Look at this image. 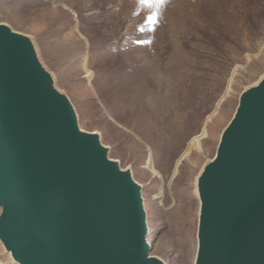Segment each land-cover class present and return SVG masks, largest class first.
Returning <instances> with one entry per match:
<instances>
[{
	"label": "rangeland",
	"instance_id": "obj_1",
	"mask_svg": "<svg viewBox=\"0 0 264 264\" xmlns=\"http://www.w3.org/2000/svg\"><path fill=\"white\" fill-rule=\"evenodd\" d=\"M0 22L33 37L80 126L132 168L150 254L194 264L196 177L264 73V0H0ZM0 261L17 264L1 243Z\"/></svg>",
	"mask_w": 264,
	"mask_h": 264
},
{
	"label": "water",
	"instance_id": "obj_2",
	"mask_svg": "<svg viewBox=\"0 0 264 264\" xmlns=\"http://www.w3.org/2000/svg\"><path fill=\"white\" fill-rule=\"evenodd\" d=\"M194 264H264V73L197 175ZM143 187L80 126L33 37L0 22V243L17 264H167Z\"/></svg>",
	"mask_w": 264,
	"mask_h": 264
},
{
	"label": "bare ground",
	"instance_id": "obj_3",
	"mask_svg": "<svg viewBox=\"0 0 264 264\" xmlns=\"http://www.w3.org/2000/svg\"><path fill=\"white\" fill-rule=\"evenodd\" d=\"M92 73H90V74H87L88 76L89 75H91ZM206 134H207V130H206V126L204 127V129H203V131L200 133V134H198V135H196L193 139H192V141H191V144H196V146L198 147V148H201V139L202 138H204L205 136H206ZM189 149H190V147H189ZM186 150L185 151V154L187 155L188 153H189V151L190 150ZM180 161V160H179ZM196 180H197V177H196ZM142 185V184H141ZM196 186V185H195ZM195 189H196V194L198 195V192H197V187H195ZM147 221H148V218H147ZM148 228H149V232H150V226H149V223H148ZM147 240H148V243H149V245H150V247H151V249H152V242H151V240H150V238H148L147 237ZM9 255H10V257H11V254L9 253ZM12 258V257H11ZM13 260V259H12ZM14 261V260H13ZM0 264H3L1 261H0Z\"/></svg>",
	"mask_w": 264,
	"mask_h": 264
}]
</instances>
